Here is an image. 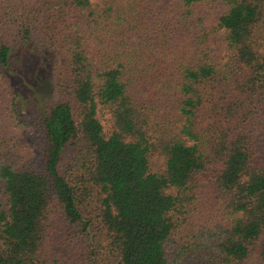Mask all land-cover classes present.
<instances>
[{"label":"trees","instance_id":"16d2710c","mask_svg":"<svg viewBox=\"0 0 264 264\" xmlns=\"http://www.w3.org/2000/svg\"><path fill=\"white\" fill-rule=\"evenodd\" d=\"M173 1L0 0V89L19 124L35 104L39 159L0 139V264H264V0ZM215 4L207 29L194 8Z\"/></svg>","mask_w":264,"mask_h":264},{"label":"rangeland","instance_id":"374dc122","mask_svg":"<svg viewBox=\"0 0 264 264\" xmlns=\"http://www.w3.org/2000/svg\"><path fill=\"white\" fill-rule=\"evenodd\" d=\"M160 8L165 10L168 13L176 14L178 12V7L173 0H161ZM226 8L221 4H215L211 7L199 6L194 8V12L196 15L203 18L204 26L207 29H215L217 26V21L219 17L226 12ZM221 35L218 37H213L211 40V47L219 49L220 55L223 54L224 51V43H222L223 31L220 32ZM61 71V69H59ZM51 72L53 76V80L55 81L54 90L50 96V98L44 99L41 103L43 106H50L52 104L58 103L60 100V96L57 93V80L58 73L63 72ZM46 79L50 76L44 74ZM4 93V94H3ZM24 96V95H23ZM9 94L8 92H3L0 89V139L4 145V148L7 150L13 160L22 166L25 167H36L39 165L38 159V151H37V143H38V135L34 128L29 126L30 118L36 115V106L32 102L30 103L28 100L25 102H20V106L18 107V111L23 117L24 121H27L28 125L19 124L17 120H15L14 116L11 114V109L9 107ZM108 114L106 111L100 112L99 120L103 124V126H107L106 122L108 119ZM72 152V149H71ZM70 160V149H68L63 158L62 164H66ZM202 178H205V181H208L206 188L202 189L199 194H203V203L204 208L202 209L203 213H201L202 218H206L207 222L213 216L218 215L217 207L219 202L218 197V189L215 184L214 174L210 171L203 173ZM7 196L4 195L0 191V201L4 204L6 203ZM58 207H55V211ZM199 216V214H198ZM198 216L192 217L191 222L195 223V220ZM56 220L60 222V217H57ZM60 232L64 229L63 225L58 227ZM179 236L181 238H179ZM186 238V237H184ZM183 237L180 233L174 237L175 247L170 245L168 251L172 253V255L176 256L181 254V246ZM63 249V248H61ZM204 252H197L195 250H186L183 251L180 258H177V264H207L206 259L204 258ZM173 257V256H172ZM247 264H263L259 261V257L251 258Z\"/></svg>","mask_w":264,"mask_h":264}]
</instances>
